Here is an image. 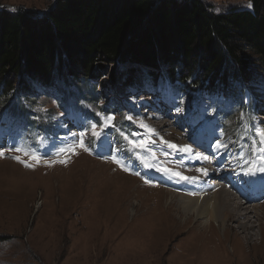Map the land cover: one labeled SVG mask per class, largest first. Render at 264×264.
Instances as JSON below:
<instances>
[{"label": "rangeland", "instance_id": "rangeland-1", "mask_svg": "<svg viewBox=\"0 0 264 264\" xmlns=\"http://www.w3.org/2000/svg\"><path fill=\"white\" fill-rule=\"evenodd\" d=\"M202 1L217 14L232 8L250 9L248 5L251 4L247 0ZM56 2L58 0H0V8L40 15ZM245 51L244 54H251L248 49ZM249 57L254 58L252 55ZM102 64L107 68L103 74H114L115 70L109 71V63L103 61ZM100 80L108 84L106 76ZM250 86L257 96H261L262 88L258 83L251 81ZM37 93L39 96L35 97V101L28 102V106L40 126L33 133L27 130L22 138V142L28 140L29 147L23 144L18 147L11 138L0 149L4 152L0 156V264H264V190L259 191L256 182L247 180L242 174L244 169H238L245 162V151L236 149L233 143L237 129L241 130L243 126L239 139L250 130L251 112L231 109L233 106L227 104V109L232 111L229 119L225 120V127H228V130L225 128V140L212 131L203 132L205 141L216 151V155L208 159L216 160L218 167L213 170L206 162L202 166L196 164L200 168L194 169L168 155L171 147L164 142L176 145L177 151L187 152L183 146L191 139L187 122L191 111L185 94L177 102L169 91L165 94L167 98L145 90L135 91L129 97H117L114 88H109L110 99L101 98L97 105L80 101V104L87 103L98 116V123L92 124L96 125L93 129L92 125L86 128L81 123L83 121L74 125L72 119L63 117L65 113H61L57 100L44 91ZM225 101L224 97L221 102L217 100L219 104ZM218 103L215 107L219 106ZM105 105L109 110L107 112L99 109ZM208 105V101L202 103V106ZM155 108L172 111L162 118L172 122L168 125L170 127H165V131L159 128L163 122L157 118L160 113ZM177 108L183 111H177ZM261 108L256 111L257 130L264 129V111ZM211 112L221 118L216 109ZM109 116L114 119L108 121L106 118ZM89 122L93 120L89 119ZM10 125L24 127L17 122ZM105 126L113 128L116 134L126 135L124 141L119 139L121 145L136 142L133 136L141 127L151 129L150 132L161 139L159 143L165 152L163 164L170 166L172 172L200 177L202 173L198 169L202 168L214 173L219 169L232 170L235 173L232 178L224 180L231 187H217L216 190L227 189L238 196L239 199L235 196L236 202H241L239 194L251 199L250 204H245L250 208L256 207L250 221H245V226L241 227L239 223L244 219H239L238 223L229 216L224 226L221 221L210 218L208 222L215 223H211V229L206 232L202 227L204 219L197 217L194 211L186 213L180 204V196L185 195L180 192L186 188L174 190L169 186L177 185L161 177L157 178L162 186L160 188L133 176L140 173V177L154 182L153 174H144L140 169H135L136 173L132 171L134 167L140 168L141 162L128 153H120L118 148H122L114 141H105L112 145L107 153L94 155L88 138L93 131L97 133ZM232 127L235 133L228 136L227 131H231ZM44 128L58 130V133L51 146L38 153V148L32 143L35 135H39ZM69 131L74 134L72 147L65 145ZM81 137L88 151L79 146ZM92 137L94 140L95 136ZM217 140L226 147L216 150L214 145ZM74 146V152L68 150ZM16 148L24 151L16 152ZM145 148L154 153L158 151L153 145ZM24 152L35 153L40 157L39 162L31 159L30 155H24ZM17 156L33 166H25L14 158ZM113 157L124 158L130 170L122 162L120 164L128 171L118 166ZM158 169L160 166L155 165V170ZM212 172L204 177L205 185L211 188L207 181L211 176L215 178ZM152 173L155 171L152 170ZM199 180L193 182L197 189L195 183ZM186 195L192 197L197 193Z\"/></svg>", "mask_w": 264, "mask_h": 264}, {"label": "trees", "instance_id": "trees-1", "mask_svg": "<svg viewBox=\"0 0 264 264\" xmlns=\"http://www.w3.org/2000/svg\"><path fill=\"white\" fill-rule=\"evenodd\" d=\"M247 1L250 9L220 14L202 0H58L40 15L0 8V115L33 133L40 124L32 121L28 102L44 91L61 113L98 123L80 101L97 105L110 99L109 88L117 97L169 89L195 104L204 94L223 95L232 109L253 112L259 97L251 81L264 99V0ZM101 61L114 74H103ZM246 93L252 94L248 105ZM99 109L109 111L106 105ZM231 111L222 113L229 117ZM40 132L43 143L53 133Z\"/></svg>", "mask_w": 264, "mask_h": 264}, {"label": "bare ground", "instance_id": "bare-ground-1", "mask_svg": "<svg viewBox=\"0 0 264 264\" xmlns=\"http://www.w3.org/2000/svg\"><path fill=\"white\" fill-rule=\"evenodd\" d=\"M163 116H164L163 113L161 115H157V118L163 122L162 125H159V128L161 131H165V127H170L171 125L170 126L168 125L172 123V122L170 123L169 120L167 121L162 120ZM206 162L210 163L208 158H204L203 156H196L195 164L202 166ZM211 172L212 171L209 170L207 176H209ZM215 174L216 173H214V175ZM204 177L205 176L202 174L199 177L200 179L199 182L197 181L195 183V185L198 187V190L200 191L197 193V195H194L192 197L186 194L184 196L182 195L180 196L179 198L181 202L180 204L183 210L186 213H190L194 211L197 217L203 218L204 223L202 227L204 228V230H206V232L208 229H211V223L213 222L215 223V221H221V223L225 226V223L229 219V216L230 217L232 216L235 221H238V223L240 221L239 219H242V220L244 219V221H240L239 223L241 227H244L245 223L250 221L251 219L250 216L252 215L253 212H255L253 211V208H256V207L254 206L253 208H250V207H247L248 205L245 206L246 203H243L242 201L238 202L237 200L236 202L235 200L238 198V196L235 195L237 197L236 198L232 193L227 191V189L226 191L221 190V189L216 190L217 187L219 186L221 187L226 186V184H224L223 182L216 181L215 183H209L210 184L209 186H212L214 189L211 187H207V185H205L204 183ZM213 179L215 180V178ZM210 218H212L215 221L208 222Z\"/></svg>", "mask_w": 264, "mask_h": 264}, {"label": "snow or ice", "instance_id": "snow-or-ice-1", "mask_svg": "<svg viewBox=\"0 0 264 264\" xmlns=\"http://www.w3.org/2000/svg\"><path fill=\"white\" fill-rule=\"evenodd\" d=\"M248 7L251 8L252 5L249 4ZM217 11L219 12L220 9H217ZM181 103H183V101H181ZM177 111H183V109H182V108H177ZM127 118H128V119H131V117H127ZM106 119H107L108 121H111V120L114 119V117L109 116V117H107ZM142 126L147 127V125H142ZM92 128L95 129V128H96V125H92ZM150 131H151V129H150ZM258 134L261 135V136H264V129L258 130ZM92 135H93V136H96V135H98V133H96L95 131H93ZM164 142H165V143H168V146H169V147H173V148L177 147L176 145L171 144V143H169V142H167V141H164ZM142 144H143V142H142ZM142 144H141V146H142ZM79 146H80L81 148H83L85 151H88V148H87V147L84 145V143H83V137H81V140H80V142H79ZM183 147H184V151H191V148H190L189 146L185 145V146H183ZM214 147L216 148V150H219L220 148H222V147H226V146L223 145L220 141L217 140V141H216V144L214 145ZM68 150L74 152V151H75V146H74L73 148H71V149H68ZM15 151H16V152H23L24 150H23V149H20V148H16ZM61 151H64V149H61ZM2 155H4V152H3V150H0V156H2ZM24 155H26V156L30 155L31 159L36 160L37 162H39V160H40V157L37 156L35 153H31V154H30V153H28V152H24ZM14 158L17 159V160H20V162L25 163V166H28V167H32V166H33V165H30V164H27V163H26L25 161H23V160L21 159V157H19V156L14 157ZM260 159H261V160H264V157H261ZM113 160H114V162H116L117 164H120V161H119L117 158L113 157ZM120 166H121L122 168H124L125 171H128V169H127L126 167H124L123 164H120ZM149 167H151V165H149ZM158 170L161 171V172H164V173H169L170 176H171V178L180 179V180H182V181H192V182H195L196 180L199 179V177H196V176H186V175H183V174L180 173V172H172V170H170V169H166V168L158 169ZM198 171H200L204 176H207V175H208V169H203V168H202V169H198ZM256 171L264 172V167H260V166H258L257 169H256ZM248 174H249V175H253V174H254V171H253V170H249ZM136 175H140V173H136ZM145 182H146V183H152V181H150V180H146Z\"/></svg>", "mask_w": 264, "mask_h": 264}]
</instances>
